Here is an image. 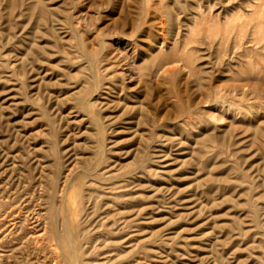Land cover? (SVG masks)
<instances>
[{"label":"rangeland","instance_id":"1","mask_svg":"<svg viewBox=\"0 0 264 264\" xmlns=\"http://www.w3.org/2000/svg\"><path fill=\"white\" fill-rule=\"evenodd\" d=\"M251 1L0 0V264H264Z\"/></svg>","mask_w":264,"mask_h":264},{"label":"bare ground","instance_id":"2","mask_svg":"<svg viewBox=\"0 0 264 264\" xmlns=\"http://www.w3.org/2000/svg\"><path fill=\"white\" fill-rule=\"evenodd\" d=\"M250 1H251V0H250ZM254 1H256V0H254ZM248 2H249V1H248ZM251 2H252V1H251ZM257 2H258V1H257ZM249 3H250V2H249ZM255 3H256V2H255ZM259 3H260V2H259ZM250 4H251V3H250ZM252 4H253V3H252ZM252 4H251V6H255L254 4H253V5H252ZM257 4H258V3H257ZM247 5H248V4H247ZM263 5H264V4H263ZM251 6H249L248 9H250ZM247 7H248V6H247ZM253 8H255V7H253ZM258 8H259V6H258ZM247 11H249V10H247ZM256 12H258V11H256ZM250 14H251V13H250ZM252 16H253V15H252ZM252 16H251V17H252ZM254 21H255V20H254ZM257 21H258V20H257ZM251 22H252V21H251ZM251 22H250V23H251ZM250 23H249V24H250ZM251 24H252V23H251ZM247 25H248V24H247ZM247 25L241 23V24L237 25V27L240 28V29H241V28H242V29H245V28L247 27ZM252 25H253V24H252ZM252 25H250V26H252ZM248 27H249V25H248ZM258 27H259V26H258ZM234 30H236V29H234ZM244 31H246V29H245ZM240 33H241V32H240ZM241 37H242V42H243V39L245 40V37H247V36H246V34H243ZM247 40H248V38H247ZM250 41H251V40H250ZM262 41H263V40H262ZM244 42H245V43H241V44H239L240 42H239V43H238V42H235V43H238V44H239L238 47H239V49H241L242 46H243L244 44L249 43L248 41H244ZM235 43H234V46H235ZM250 44H251V43H250ZM254 44H255V42H254ZM256 44H257V42H256ZM258 44H259V43H258ZM236 46H237V45H236ZM236 46H235V47H236ZM256 46H257V45H256ZM259 48H260V47H259ZM260 49H261V48H260ZM263 49H264V47H263ZM232 51H233V50H232ZM238 51H239V50H238ZM261 51H262V50H261ZM263 51H264V50H263ZM239 87H240V86H239ZM52 224H53V223H52ZM51 226H52V225H51ZM51 229H53V228H51Z\"/></svg>","mask_w":264,"mask_h":264}]
</instances>
